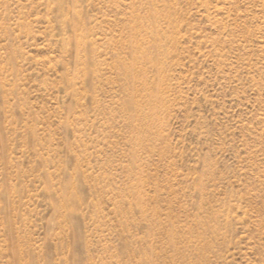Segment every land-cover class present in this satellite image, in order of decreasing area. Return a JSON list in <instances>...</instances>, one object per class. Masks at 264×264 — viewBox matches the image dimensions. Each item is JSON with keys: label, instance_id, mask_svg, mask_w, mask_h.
<instances>
[{"label": "rangeland", "instance_id": "obj_1", "mask_svg": "<svg viewBox=\"0 0 264 264\" xmlns=\"http://www.w3.org/2000/svg\"><path fill=\"white\" fill-rule=\"evenodd\" d=\"M0 264H264V0H0Z\"/></svg>", "mask_w": 264, "mask_h": 264}]
</instances>
